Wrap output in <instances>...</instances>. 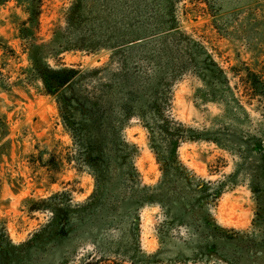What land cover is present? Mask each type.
Wrapping results in <instances>:
<instances>
[{
    "label": "rangeland",
    "instance_id": "obj_1",
    "mask_svg": "<svg viewBox=\"0 0 264 264\" xmlns=\"http://www.w3.org/2000/svg\"><path fill=\"white\" fill-rule=\"evenodd\" d=\"M73 1L42 0L38 42L49 40L55 28L63 29L64 13ZM170 4L178 30L204 45L226 72L236 96L242 94L240 79L245 78L248 70L264 78V0H83L86 9L93 6L94 13L86 16L89 18L78 31L84 35L89 31L117 34L126 20L134 18L143 21L148 33L146 46L152 54H157L162 37L168 41L166 10ZM12 14L24 17L12 0L0 5V44L9 46L15 53L3 54L0 49V119L8 132L1 144L9 141L0 149V231L3 228L10 241L18 244L29 239L50 217L49 212L28 211L30 200L67 191L72 207L77 208L76 204L85 205L94 181L86 172H77L72 164H64L60 172L51 175L37 163L40 156L45 160L50 154H66L70 139L61 127L54 101L38 93L36 86L19 81L23 77L20 69L27 65L24 52L27 44L15 38L10 23ZM108 55L109 51L100 49L89 54L68 51L59 57L66 65L91 67L104 64ZM48 62L53 64L51 59ZM143 65L146 67L145 62ZM200 86L187 73L172 83V117L201 127L221 114V106L200 103L196 93ZM240 99L249 113L245 98ZM250 112L251 116L255 115ZM219 120L220 127L227 125L226 119ZM238 120L237 131L249 132V118L246 123L242 117ZM123 135L136 147L133 160L140 186L157 185L161 194L158 203L135 209L129 207L128 200L122 204L103 194L98 201L100 206L73 209L69 228L62 238L29 246L11 264H94L95 261L98 264H197L188 261L181 242L189 238L188 229L195 232L198 225L195 212L200 208H193L192 197H185L176 183L163 178L137 120L129 122ZM177 154L196 177L225 183L214 204L202 211L209 213L219 226L234 232L228 242H219L208 264H264V210L257 208L255 196L249 190L251 178L257 175L254 171L257 162L241 160L206 142L182 143ZM50 178L54 181L50 182ZM166 211L170 215H165ZM133 216H137L139 248L131 239ZM173 216H181L182 221L161 227L163 221L170 222L168 217ZM167 226L170 231L166 234ZM159 230L166 234L162 245Z\"/></svg>",
    "mask_w": 264,
    "mask_h": 264
},
{
    "label": "trees",
    "instance_id": "obj_2",
    "mask_svg": "<svg viewBox=\"0 0 264 264\" xmlns=\"http://www.w3.org/2000/svg\"><path fill=\"white\" fill-rule=\"evenodd\" d=\"M9 1L0 0V5ZM12 1L24 16H11L15 38L27 44L24 50L27 65L20 69L23 77L19 81L36 86L38 93L54 101L61 127L70 139L66 154H50L45 160L40 156L37 163L51 175L60 172L64 164H72L77 172L84 171L93 178L91 195L85 205L76 204L77 208L100 206L98 201L103 194H109L122 204L128 200L129 207L135 209L158 203L161 194L157 191V185L140 186L139 173L133 160L136 147L127 142L123 135L129 122L137 120L146 133L148 148L163 178L176 183L185 197L191 196L193 208H200L195 212L198 220L195 232L188 229L189 238H184L181 243L187 251L189 262L208 264L209 256L216 253L219 242H228L234 232L219 226L209 213L202 211L205 206L214 204L223 192L225 183H212L196 177L180 162L177 150L185 142H206L241 160L256 161L254 171L257 175L251 178L249 190L255 196L257 208L264 210L263 75L248 70L245 78L240 79L242 94L236 96L226 72L204 45L178 30L172 4L166 10L168 41L162 37L158 53L152 54L146 46L148 33L143 21L137 22L134 18L126 20L123 30L117 34L104 31L94 34L89 31L84 35L78 31L89 18L86 16L94 13L93 6L86 9L83 0H74L66 9L61 31L55 28L49 40L38 42L36 34L39 31L42 0ZM0 49L3 54H15L5 44H0ZM100 49L109 51V55L108 60L99 66L66 65L59 57L68 51L89 54ZM49 59L53 64L48 62ZM185 73L200 82L196 93L201 104L221 106V114L213 116L208 125L195 127L176 120L170 114L171 85ZM241 97L245 98L244 104L255 113L254 116L242 105ZM238 117H242L243 123L249 118V132L237 131L235 124L239 123ZM219 118L228 121L225 127L219 126ZM1 127L4 130L0 132V149L9 142L1 144L8 134L3 119H0V131ZM49 181L54 180L50 178ZM30 201L32 205L27 208L28 211L49 212L50 217L29 239L18 244L12 243L2 228L0 264L14 263L31 245L62 238L69 228L70 214L77 209L72 207L67 191ZM166 214L170 215V212L166 211ZM168 219L171 221H163L161 227L182 221L181 216ZM137 224V216H133L131 239L139 248ZM167 228L166 234L170 231ZM158 233L162 245L166 234H161L160 230ZM94 264H98V261Z\"/></svg>",
    "mask_w": 264,
    "mask_h": 264
}]
</instances>
